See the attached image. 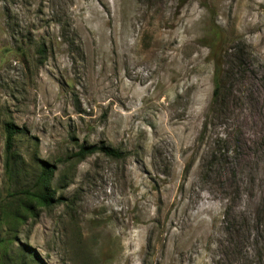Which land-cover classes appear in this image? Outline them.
Returning a JSON list of instances; mask_svg holds the SVG:
<instances>
[{
    "label": "rangeland",
    "instance_id": "rangeland-1",
    "mask_svg": "<svg viewBox=\"0 0 264 264\" xmlns=\"http://www.w3.org/2000/svg\"><path fill=\"white\" fill-rule=\"evenodd\" d=\"M0 264H264V0H0Z\"/></svg>",
    "mask_w": 264,
    "mask_h": 264
},
{
    "label": "trees",
    "instance_id": "trees-1",
    "mask_svg": "<svg viewBox=\"0 0 264 264\" xmlns=\"http://www.w3.org/2000/svg\"><path fill=\"white\" fill-rule=\"evenodd\" d=\"M216 62V71H215V90L213 94V104H218L222 95V71L221 64H219L218 60ZM5 134V169L9 178L12 175L20 176L22 166L21 160L18 158V154L14 150L15 140L19 136H27V131L24 128L17 127L13 123H6L4 128ZM102 153L103 155L115 159H121L122 154L119 150L113 149L111 147L106 146H81L79 151L73 155L77 161H82L88 156L95 153ZM37 160V159H36ZM38 163V172L36 181L33 186L24 190H20L17 192V196L23 197L29 202V206H27V214H34V210L36 208L33 207L34 204L40 207L50 208L59 201L54 198V194L51 192V185L54 179V174L56 170V166L49 164L47 161H36Z\"/></svg>",
    "mask_w": 264,
    "mask_h": 264
}]
</instances>
